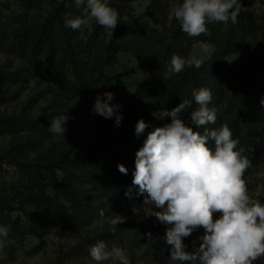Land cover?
I'll return each mask as SVG.
<instances>
[{
  "label": "rangeland",
  "instance_id": "1",
  "mask_svg": "<svg viewBox=\"0 0 264 264\" xmlns=\"http://www.w3.org/2000/svg\"><path fill=\"white\" fill-rule=\"evenodd\" d=\"M239 2L241 9L237 23L231 20L226 24L207 22L208 35L211 33L212 39L195 41V37L184 33V40L190 38L192 43H186L183 48L186 59L195 56L203 61L200 68H194L202 87L212 93L209 107L219 109L216 123L207 127L219 129L227 124L233 139H238L237 150L242 146L243 155L252 161L245 179L250 193H255L257 186L264 184V179L255 175L264 171V108L244 103L241 92L246 76L226 82L210 65L212 60L219 62L224 57L248 68L262 47L261 35L247 20L264 27V0ZM180 3L182 0H109L110 6L119 13L113 35H109L94 19L79 30L66 27V19L84 15V6L77 8L74 0H0V117L20 120L21 125H25L15 136L0 137V197L6 203L2 211L11 215L12 220L24 214L38 213L37 203L28 199L30 192L38 188L34 185L25 191V199L21 197L19 170L9 163V152L15 146L22 152L20 160L25 162L26 168L35 167L43 173L44 184H47L48 176L54 174L59 181L66 179L75 190L84 194L89 208L85 225L82 223L83 226L75 230L47 226L48 230L41 238L26 234V230L24 234L21 226L13 230L0 221V226L9 228V241H12L4 248L0 264H96L89 249L98 240L105 241L109 247L113 244L123 247L130 264H179L170 260L171 246L164 240L170 226L150 215L151 209H162L144 205L141 212L130 211L126 206L128 196L124 194V199L117 198L114 187L108 190V184L103 180L115 174L123 182L121 190L124 193L129 188L132 190L135 154L104 134L101 116L93 111L94 104L89 96L66 92L56 78L64 73L72 81L82 80L91 92L101 88L107 80L126 95L141 93L154 120L161 125L170 123V117L160 118L161 111H170L176 106L171 109L165 106L161 101L163 88L151 82L150 54L141 45H134L135 54H119L112 59L111 66L107 63V50L111 42L133 41L128 28L133 19L141 16L151 27L159 29L168 43L173 42V34L178 32L181 36L183 32L172 15V9ZM152 18L161 25L155 27ZM57 27L65 34L63 40L55 33ZM13 36L21 39L22 53L10 51L6 40ZM205 43L209 46L207 52L202 47ZM65 44L69 47L67 51ZM249 111L252 112L250 116ZM60 115H67L65 129L71 133L56 137L49 127L51 120ZM180 116L186 121L183 112ZM196 131L203 134L204 129ZM209 146H214V142L210 140ZM78 157L90 158L95 164L90 168L75 169L70 161ZM119 164L128 169L127 174L118 170ZM47 194L52 198L59 197L55 189H48ZM256 198L264 203V192ZM101 209L105 213L103 218L99 215ZM116 214L126 219L116 225L113 233L109 221ZM35 218L42 219L39 215ZM216 218H219L218 213ZM203 234L204 229L200 228L184 238L185 251H194ZM254 264H264V257Z\"/></svg>",
  "mask_w": 264,
  "mask_h": 264
},
{
  "label": "clouds",
  "instance_id": "2",
  "mask_svg": "<svg viewBox=\"0 0 264 264\" xmlns=\"http://www.w3.org/2000/svg\"><path fill=\"white\" fill-rule=\"evenodd\" d=\"M64 2V0H61ZM77 8L83 7V17L65 20V26L79 30L95 20L113 35L119 20L118 11L109 0H74ZM67 7V3H65ZM241 9L239 0H182L172 9V15L180 23L181 30L189 36L207 35V22L237 23ZM203 51L209 46L202 45ZM203 61L191 56L187 60L173 55L163 79L182 72L187 65L200 68ZM197 107L190 112L191 124L203 128V134L181 119L180 114L192 108V101L183 100L170 111H161L160 118L170 117L171 122L155 127L148 132L142 147L135 155V170L132 185L138 188L137 195L144 196V204L162 211H152L159 222L169 225L164 240L171 246L170 260L179 264H254L264 257V203L256 198L264 192V184L250 193L245 173L252 161L245 155L244 148L237 150L238 139H233L227 124L219 129H209L215 124L219 109L209 107L212 93L201 87L193 89ZM102 99L97 96L93 111L106 119L115 118L116 126L122 121L119 104H111L114 94L105 92ZM264 105V97L261 98ZM67 115L51 120L49 131L56 137L64 136ZM149 127L143 119L137 121L135 135L139 138ZM214 146H209V141ZM118 170L127 174L128 169L118 165ZM264 179V171L255 174ZM131 188L125 195L131 198ZM146 194V195H145ZM151 208V207H150ZM219 218H216V214ZM104 217V210L99 212ZM116 214L110 221L111 231L125 222ZM203 228L199 246L194 251H185L184 238ZM149 241L152 234H148ZM9 243V228L0 226V260ZM96 264L110 261L111 264H130L125 249L113 244L111 247L98 240L89 249Z\"/></svg>",
  "mask_w": 264,
  "mask_h": 264
},
{
  "label": "trees",
  "instance_id": "3",
  "mask_svg": "<svg viewBox=\"0 0 264 264\" xmlns=\"http://www.w3.org/2000/svg\"><path fill=\"white\" fill-rule=\"evenodd\" d=\"M152 20L155 27L161 25V22H158V20L154 18H152ZM247 21L250 27L261 35L263 41L262 47L250 62V66L247 68L242 64L230 62L224 57L221 58L219 62L212 60L210 65L213 70L217 71L221 79L226 82L235 77L246 76L247 78L243 83L241 92L244 103L263 109L264 105H261L260 101L261 98L264 97V27L249 18ZM55 33L60 40L64 39L65 34H63L60 27L56 28ZM128 33L132 35L133 41H120L119 43L111 42L109 44L107 50V63L112 66V59L122 53L135 54L133 46L141 45L151 56V82L159 84L163 88L162 103L171 109L179 105L183 100L192 101V108L186 109L185 112H183L186 119L185 123L193 127L194 130L198 129L195 125L191 124L190 121V112L197 107L194 97L192 96V91L193 89L202 87L194 66L188 67L186 65L184 70L179 74L173 75L168 80L163 79L164 72L167 66L170 65L171 57L174 54L186 59L184 55L185 48L183 47L186 43L191 45L192 42L190 38L184 40V32L180 34L181 36L176 32L171 37L173 42L168 43L162 32L157 28L151 27L149 22H145L143 16L131 21ZM210 35L211 33H209V35L203 34L195 37L194 40L209 42L212 39ZM7 42L10 44L11 52L22 53L24 46L21 43V39L13 36L7 39L6 43ZM65 48L66 51L69 50L66 44ZM56 81L58 85L63 87V89L70 94L80 97L89 96L93 104L97 96L106 99L104 97L105 92L113 93L114 99L110 103L120 105L119 111L122 115V121L119 126H116L114 117L106 119L101 116L103 122L101 128L104 134L113 142L135 155L138 149L142 147L148 132L154 130L155 127L164 126L156 122L151 116L149 108L147 104L144 103L141 93L126 95L107 80L104 81L101 88L91 92L86 82L82 80L72 81L68 79L64 73L59 74ZM248 113V116H250L252 112L249 111ZM140 119L148 123L149 127L137 138L135 135V126ZM23 127H25V125L22 126L20 120L0 117V137L15 136L22 132ZM68 132L67 130L65 131V133ZM75 138L74 136V139ZM241 143L243 145L245 144V142H240V144ZM21 157H23L22 152L15 146L9 152V163L19 170V176L22 182L20 187L23 191L21 197L25 199V191L28 192L34 185L38 188V190L30 192V196H28L29 200L37 203L36 207L38 213L36 211L35 214H24V216H20L17 220H12L10 217L11 215H7L2 211L6 203L3 198L0 197V221L13 230L20 229L19 227L21 226L24 234L26 230V234L35 235L38 238L46 234L48 230L47 226L53 228L51 227V225H53L59 229L66 228L75 230L83 226L82 223L85 225L89 215V208L86 207V198L84 194L75 190L67 183L66 179L64 181H59L55 174L54 176H48L46 179L48 182L44 184L42 178L43 173L35 167L26 168L25 162L20 160ZM70 164L75 169H85L92 167L95 163L90 158L78 157L70 161ZM103 180L108 184V190L114 187V195L119 199H124L125 193L121 190L123 182L118 176L112 174L111 177H104ZM50 188L55 189L59 196L58 198H52L47 194V190ZM36 192L40 193L36 194ZM137 192L138 188L133 186L131 198H127L126 206L130 211L141 212L145 207L144 196L137 195ZM38 215L42 218L41 220L35 218V216ZM24 219H26V222H23ZM85 252H88V250H85Z\"/></svg>",
  "mask_w": 264,
  "mask_h": 264
}]
</instances>
